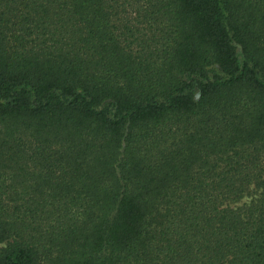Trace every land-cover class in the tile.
I'll return each mask as SVG.
<instances>
[{
	"label": "trees",
	"instance_id": "16d2710c",
	"mask_svg": "<svg viewBox=\"0 0 264 264\" xmlns=\"http://www.w3.org/2000/svg\"><path fill=\"white\" fill-rule=\"evenodd\" d=\"M0 264H264V0H0Z\"/></svg>",
	"mask_w": 264,
	"mask_h": 264
},
{
	"label": "rangeland",
	"instance_id": "374dc122",
	"mask_svg": "<svg viewBox=\"0 0 264 264\" xmlns=\"http://www.w3.org/2000/svg\"><path fill=\"white\" fill-rule=\"evenodd\" d=\"M0 247H1V245H0Z\"/></svg>",
	"mask_w": 264,
	"mask_h": 264
}]
</instances>
